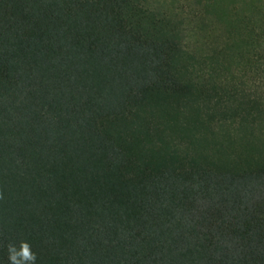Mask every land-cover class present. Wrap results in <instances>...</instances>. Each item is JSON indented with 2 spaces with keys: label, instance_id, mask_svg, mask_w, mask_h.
<instances>
[{
  "label": "trees",
  "instance_id": "16d2710c",
  "mask_svg": "<svg viewBox=\"0 0 264 264\" xmlns=\"http://www.w3.org/2000/svg\"><path fill=\"white\" fill-rule=\"evenodd\" d=\"M20 241L264 264V0H0V264Z\"/></svg>",
  "mask_w": 264,
  "mask_h": 264
},
{
  "label": "clouds",
  "instance_id": "9594fccd",
  "mask_svg": "<svg viewBox=\"0 0 264 264\" xmlns=\"http://www.w3.org/2000/svg\"><path fill=\"white\" fill-rule=\"evenodd\" d=\"M7 259L8 264H37L36 254L25 241H20L19 246L10 243L7 247Z\"/></svg>",
  "mask_w": 264,
  "mask_h": 264
},
{
  "label": "rangeland",
  "instance_id": "374dc122",
  "mask_svg": "<svg viewBox=\"0 0 264 264\" xmlns=\"http://www.w3.org/2000/svg\"><path fill=\"white\" fill-rule=\"evenodd\" d=\"M185 4H187V3L185 2Z\"/></svg>",
  "mask_w": 264,
  "mask_h": 264
}]
</instances>
